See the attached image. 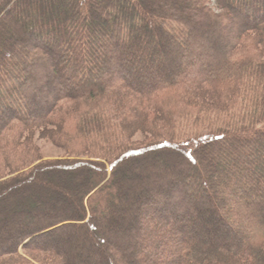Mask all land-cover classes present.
I'll use <instances>...</instances> for the list:
<instances>
[{"label":"trees","instance_id":"obj_1","mask_svg":"<svg viewBox=\"0 0 264 264\" xmlns=\"http://www.w3.org/2000/svg\"><path fill=\"white\" fill-rule=\"evenodd\" d=\"M0 264H264V0H0Z\"/></svg>","mask_w":264,"mask_h":264},{"label":"rangeland","instance_id":"obj_2","mask_svg":"<svg viewBox=\"0 0 264 264\" xmlns=\"http://www.w3.org/2000/svg\"><path fill=\"white\" fill-rule=\"evenodd\" d=\"M38 145L40 146L43 157L45 159H56L64 157L65 155V153L61 149L55 147L50 142L41 140L38 141Z\"/></svg>","mask_w":264,"mask_h":264}]
</instances>
